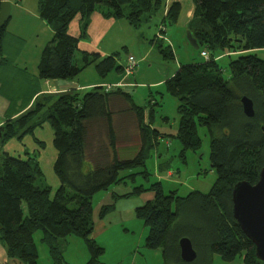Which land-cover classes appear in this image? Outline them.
<instances>
[{"label": "trees", "instance_id": "trees-1", "mask_svg": "<svg viewBox=\"0 0 264 264\" xmlns=\"http://www.w3.org/2000/svg\"><path fill=\"white\" fill-rule=\"evenodd\" d=\"M3 1L7 0H0V5ZM194 2L188 30L199 46L197 50L206 51L208 59L200 64L180 65L165 85L178 101L179 122L173 136L182 146L181 155L200 148L197 127H205L216 181L206 194H165L161 183L155 182L146 188L133 187L130 194L121 197L152 193L151 200L135 209V216L148 229L144 246L159 250L164 264H184L178 245L182 238L191 241L195 260L204 259L207 264L213 255L227 263L240 256L242 264H264L255 258L253 244L234 220L231 198L238 182L256 184L264 167V60L252 53L264 50V0ZM165 8L166 0H38V16L53 33L37 67L39 79L72 80L92 65L102 78L112 71L121 72L118 53L101 56L81 52V64L76 62L78 43L86 36L91 15L98 11L106 19H123L139 27ZM179 12V5L171 4L160 27L165 30L166 25L175 24ZM77 16L80 35L72 37L68 28ZM161 28L160 35L164 33ZM158 51L164 59H174L171 50L159 45ZM226 54L236 58L228 64L229 77L223 78L216 59ZM244 96L253 103L251 118L242 111L240 99ZM111 99L122 102L121 106L117 102L112 106ZM115 116L119 129V122L123 124L129 118L139 134L137 150H120L121 154L127 153L126 158L118 155ZM44 123L53 134L52 146L57 153L53 172L59 185L53 189L45 183L37 155L2 153L0 245L8 259L38 264L34 235L40 231V242L48 247L53 264H61V240L76 236L85 242L90 254L86 264H97L104 249L92 237L93 196L111 186L132 182L137 175L147 179L145 163L150 138L157 142L162 135L149 131L142 109L134 105L129 93L118 88L106 92L98 86L82 97L74 92L40 96L29 110L2 124L0 146L12 139L22 141L33 136ZM102 131L107 135V146L99 142ZM35 142L43 147L38 140ZM136 168L142 170L132 172ZM113 209V202L103 205L97 217L102 219Z\"/></svg>", "mask_w": 264, "mask_h": 264}, {"label": "rangeland", "instance_id": "rangeland-1", "mask_svg": "<svg viewBox=\"0 0 264 264\" xmlns=\"http://www.w3.org/2000/svg\"><path fill=\"white\" fill-rule=\"evenodd\" d=\"M7 1L11 5V11L10 18L1 35V46L4 48V44L9 45L7 60L10 62L13 73L0 77L2 80L0 82L4 87L2 94L8 98L10 103L6 111L0 110V126L10 119L11 113L25 105L27 97L32 90H35V82L39 81L37 67L43 49L53 37L51 28L37 16L38 0H21L22 10L16 9L14 6L19 3V0ZM117 21L119 22L116 25H121V27L115 26L112 30V39L106 37L102 48L111 52L110 54L118 53L117 64L121 66L126 65L127 57L132 56L135 60V68L129 73L123 69L121 72L112 71L102 78L92 65L76 77V80L83 85L85 82L96 81L107 83L111 84L107 86L113 89L119 88L120 84H126L128 88H124L125 92L131 95L134 105L142 109L144 123L148 125L149 131L156 130L162 135L157 142L152 140V137L150 138L151 146L146 151L145 163L149 173L147 179L142 175H137L134 181L129 180L127 184L131 187L142 185L146 188L152 183L160 182L165 194L175 191L178 197H185L193 191L202 194L208 193L216 181V174L211 169L209 162V135L205 127L198 126L197 134L201 139L200 148L195 152L187 150L184 152V156L181 155L182 146L173 136L176 134L179 122L178 101L167 92L165 85V82L175 74L180 65L200 64L204 63L205 59L200 56L199 50H195L189 45L186 39L188 28L182 24L166 25L164 33L160 35V38L157 37L158 27L162 21L161 11L156 12L148 22L139 27H133L123 19ZM159 45L164 50H171L174 59H164L158 51ZM252 53L257 58L264 60V50H254ZM235 58L236 55L226 54L216 59L222 70L223 78L229 77L228 64ZM80 59L81 57L76 55L75 60L79 65L81 64ZM0 70H2L1 67ZM14 76L21 80L12 81ZM105 87L106 84L102 88L105 89ZM114 119L116 123L114 129L116 128L118 133L116 147L119 148V151H124L125 148H128L129 151L137 150L136 146L139 144L140 138L136 124H131L127 120L123 123L124 128L119 129L116 116ZM127 128L131 133L130 142L123 140V137L127 135ZM26 139L31 141L30 138ZM99 142L106 143L105 146L108 144L107 135L103 131ZM13 143H16V139H13ZM6 144L3 147L0 146V159ZM121 151L118 152V155L126 158L127 153L121 154ZM7 152L15 156L11 150ZM140 170L142 169L136 168L132 172L139 173ZM43 171L45 183L51 186L50 180L56 179L55 175L46 167V163L45 166L43 165ZM114 186H111L110 189ZM102 195L104 192L93 196L94 209L103 198ZM104 218H96L95 213L93 214L92 237L97 245L104 249L97 264H164L159 250H151L144 246L148 229L141 219L134 215L126 223L107 222V224H103L98 233V224ZM40 238L41 232L38 231L34 235L38 249V264H53L48 247L40 242ZM60 246L63 258L61 264H86L90 254L85 242L80 237L69 236L61 240ZM183 263L207 264L204 259ZM19 264L22 263L19 262ZM210 264H242V257L238 256L232 263H227L220 256L213 255Z\"/></svg>", "mask_w": 264, "mask_h": 264}, {"label": "crops", "instance_id": "crops-1", "mask_svg": "<svg viewBox=\"0 0 264 264\" xmlns=\"http://www.w3.org/2000/svg\"><path fill=\"white\" fill-rule=\"evenodd\" d=\"M20 2L21 0H19V3L15 4L14 6L16 9L22 10L23 6H20ZM171 4L179 5V11H180L179 17L175 24H182V26L189 28L196 6L194 0H166V8L162 12V16L165 14L166 9ZM37 16H38V12H37ZM117 22L119 21L113 19H106L99 12L97 11L94 12L90 17V22L86 30L85 38L81 39L80 42L78 43L79 52L76 54L77 57L80 56L81 52H88V53L95 52V53H99L101 56L110 55L111 52H108V50H103L102 45L106 37L112 39V30L115 28V26L121 27V25H116ZM80 24H81L80 17L77 16L70 23L68 28V34L72 37H78L80 35ZM1 44H2V37L0 38V56L3 58V61L2 63H0V67L2 68V70H0V77H2V75L5 76L8 73L9 74L13 73V69L10 67V62L7 60L8 57L7 51L9 49V45L4 44V48H2ZM11 80L20 81L21 79H17L14 76L12 77ZM38 80L39 81L35 82V90H32L29 97H27V101L25 105L22 106L19 110H16L13 113H11L9 117L10 119H15L16 116L21 115L27 110H29L33 105L34 102L33 100L34 99L36 100L40 96H44V95L57 96L61 94L74 92V93H79L80 97H82L85 93H87L88 91L94 88L92 86L97 85L95 87H98L102 85L101 87H104V84H106V86L111 85L97 81L90 83L85 82V84L83 85L80 84L76 80V78H73L72 80H47V81L41 79ZM0 81L2 82V80ZM1 82H0V110L4 112L6 111L7 108H9L10 103L8 98H6V96L2 94V90L4 89V87ZM124 88H128L126 84L125 85L120 84V87L118 89H121L123 92H125L126 90ZM115 102H117V100L116 101L114 99L110 100V104L112 106H115ZM117 103L119 106H121L122 104V102H117ZM119 125L120 128H124V125L121 123V121L119 122ZM128 129L129 128H127V135L123 137V140L125 139L126 142H130L129 136L131 135V133H130V129L129 130ZM26 138H30L31 141H29V139ZM35 139L43 144L42 148L36 144ZM52 140H53L52 131L49 125L47 123H44L42 126L34 130L33 136H26L22 141L16 140V143H13V139L10 140L4 148V152L11 150L15 156H20V157L24 156L25 152H28L31 155L35 154L38 156L39 164L43 175L45 176V173L43 171V165L45 166V163H46V167L49 168L52 174H54L53 165L57 153L52 146ZM50 182L52 183L50 184L51 185L50 187H52L53 189H56L59 185L57 179L54 180L51 179ZM132 189L133 187H131V185H128L127 182H125L115 185L113 188L111 189L109 188L107 191H104V195H102L103 198L100 199V202L97 204V208L94 209L96 218L101 206L109 205L113 202L114 209L109 213V215H107L103 220L99 222L98 233L101 231L103 224H107V222L108 223L119 222V221L120 223L129 222L128 221L129 218L135 215V209L142 206L145 202L151 200L153 197L152 193L150 192H145L140 195L134 194L128 197H121L123 195L130 194L132 192ZM114 196H118L119 198L114 199L113 198ZM0 264H19V262L17 260L8 259L3 247L0 245Z\"/></svg>", "mask_w": 264, "mask_h": 264}, {"label": "water", "instance_id": "water-1", "mask_svg": "<svg viewBox=\"0 0 264 264\" xmlns=\"http://www.w3.org/2000/svg\"><path fill=\"white\" fill-rule=\"evenodd\" d=\"M10 11V3L8 1L1 2L0 34L10 18ZM186 39L193 49L199 48L189 30L186 33ZM240 103L243 114L247 118H251L254 115L252 101L244 96L240 99ZM231 198L234 220L246 238L253 244L255 258L264 263V167L260 170L256 184L238 182L233 187ZM178 245L182 262L189 263L196 259V252L188 238L180 239Z\"/></svg>", "mask_w": 264, "mask_h": 264}, {"label": "built area", "instance_id": "built-area-1", "mask_svg": "<svg viewBox=\"0 0 264 264\" xmlns=\"http://www.w3.org/2000/svg\"><path fill=\"white\" fill-rule=\"evenodd\" d=\"M161 28V27H160ZM160 28H159V30H160ZM163 31H164V28H161ZM159 30H158V33H157V37L158 38H160L161 36H160V34H159ZM200 56L201 57H203L205 60H207L208 59V53L206 52V51H202L201 53H200ZM126 65H124L123 66V70L124 71H126L127 73H129V72H131L134 68H135V66H136V64H135V60H134V58L132 57V56H129V57H127V60H126ZM116 89V88H115ZM106 92H109V91H112V90H114L112 87H110V86H106L105 87V89H104Z\"/></svg>", "mask_w": 264, "mask_h": 264}]
</instances>
